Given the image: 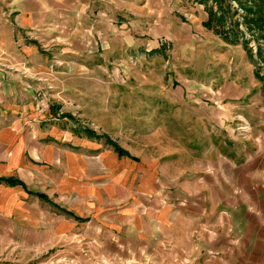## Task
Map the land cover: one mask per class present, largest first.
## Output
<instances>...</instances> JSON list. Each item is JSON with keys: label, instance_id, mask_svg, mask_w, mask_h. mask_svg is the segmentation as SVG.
<instances>
[{"label": "crops", "instance_id": "crops-1", "mask_svg": "<svg viewBox=\"0 0 264 264\" xmlns=\"http://www.w3.org/2000/svg\"><path fill=\"white\" fill-rule=\"evenodd\" d=\"M121 1L0 0V98L10 86L29 94L30 80L96 77L83 55L97 48L102 64L112 61L108 52L158 48L129 31L130 18L141 17V29L153 0ZM12 31L28 42L16 43ZM187 38L184 54L199 44ZM44 39L62 43L70 58L23 56ZM13 65L15 76L5 72ZM217 68L202 80L188 76L199 87L180 88L176 112L166 105L159 123L144 122L151 131L143 136L128 131L135 123L121 133L120 110L106 99L91 107L92 127L127 156L74 135L64 121L29 118L31 103L13 104L14 119L0 120V178L16 181L0 182V264H264V97L251 77Z\"/></svg>", "mask_w": 264, "mask_h": 264}, {"label": "rangeland", "instance_id": "rangeland-1", "mask_svg": "<svg viewBox=\"0 0 264 264\" xmlns=\"http://www.w3.org/2000/svg\"><path fill=\"white\" fill-rule=\"evenodd\" d=\"M139 1L140 0H137L133 3H135L136 6H140L143 1ZM150 2L153 5L152 14L148 17L146 16L147 19L142 20L141 29H139L140 27L138 24V21H141V17H138V20L128 19L129 23L132 25L129 31L130 36L136 37L141 43L151 44L155 43V40H157V44L159 43L158 48L149 51L139 50L138 48L139 51L136 50L133 52H123L121 50V57L113 56L108 52L105 56L109 59L112 58V61L106 64H102L101 62L97 63L98 56H104V51L97 48V52H87L83 55V57L88 58L92 62L84 66L88 69L85 70V72L89 74L92 73L96 77H89V79L86 80L75 79L72 81H56L57 85H54L53 82H45L44 80H40V84L30 80L31 82H27L28 85L24 86L25 90L29 92L27 95L24 94L25 91H23L22 94V92L19 93L10 86L9 93L12 95L0 98V120L14 119L9 116L11 114H16V112H11L9 110L13 104L15 107H18L19 104L31 103L33 112L27 115L29 118L34 116L35 118H39V120L41 119L42 122L46 124L50 122L54 126L57 123L56 121H64L66 123H64L62 127H64L65 124L72 125V133L74 135L93 139L95 141L101 140L103 144L111 147L105 142V139L109 141L112 140H110L105 133L95 131L92 127V120L97 114L91 110V107L97 106L95 104H98L100 100L104 101L106 99L107 105L114 104L116 109L120 110L116 112H119L121 116L122 127L123 125L127 126L128 123H135L133 125L134 129L131 128L128 129V131L131 133L134 132L135 136H143L151 131L148 130V125L146 126L144 122L157 121L159 123L163 116L166 115L164 108L166 105H172L173 111L176 112L180 88L185 86L188 90L191 87H199L200 84L193 82L188 76H195L199 80H202L208 77V75L213 72L214 68L218 69L217 66L221 69H224L225 66H231L233 72L237 73L236 77L245 74L251 77L256 82L257 88L264 97L262 82L254 77L253 65L247 59L246 52L242 48V45H229L218 38L210 29H206L202 26L206 20L204 6L215 8L210 0H206V2L203 0H168V2H166L168 7L165 1L153 0ZM228 2L230 7L236 11L233 19H236L240 23L242 10H240L233 1L228 0ZM120 3L121 5L124 4L123 0ZM197 5L200 7H197ZM191 8H197L199 10V14H196V11L193 10L195 19L189 16L190 13L188 10H191ZM161 10H164L166 15H163L162 12L164 13V11L161 12ZM107 22L111 23V26L113 25L118 28V30H126L129 25L124 24L126 23L125 20L121 23L114 22V19H112L111 22L110 20ZM11 23L12 18L10 17V29H12ZM238 28L243 30L240 25ZM13 33V39L16 40V43L17 41L20 43L22 38L21 35L15 34V31ZM189 35L192 37V42L199 43L196 44L199 49L192 47L193 50L189 49L190 52L184 54V52H182L184 50L182 44L184 45L186 43L185 41H189L187 38V36L190 38ZM248 36V33L245 32V38L248 39ZM27 38L28 35L23 34L22 40L24 39L28 42L29 39ZM214 41L217 43L213 44ZM248 47L254 52V44L252 41L248 43ZM32 48L34 49L25 51V54H23V56L27 57L29 60L39 56L42 59H49L51 61L55 59H62L61 61H64L67 54L68 58H70L69 53L66 52L68 50L59 42L50 45L47 43V40L44 39L41 41L40 45H35ZM77 49H79L78 52L80 53L81 46L79 47L77 45ZM16 50L17 48L14 49V52ZM71 55H76L75 57L80 56L74 53ZM119 58L121 61H119ZM15 69L16 67L13 65L9 70H5V72L15 76ZM96 78L98 80H96ZM59 83L60 85L66 84V87L60 90L61 86L58 85ZM242 83L245 82L242 81ZM106 89L108 92H111L107 98L99 97L97 93H95V91L100 92ZM5 91L7 92V88H5ZM162 91L165 92L162 93ZM14 92L16 93L15 96H13ZM61 92H68V94H60ZM201 101L211 102L206 96H203ZM125 105L138 106V108H134L131 112H124L126 108L123 106ZM151 105L154 108L150 107ZM88 106H90V108H88ZM64 110H69L70 112L67 113L64 112ZM155 110L160 111L156 112ZM171 112L172 109L170 108L167 115L171 116L174 114ZM119 114L116 113V115ZM55 127L60 126L56 125ZM122 127L121 133L126 129ZM87 131L94 133L98 138L95 139L93 136L88 135ZM0 182H4L2 178H0ZM55 264L64 263L63 261H56Z\"/></svg>", "mask_w": 264, "mask_h": 264}, {"label": "trees", "instance_id": "trees-1", "mask_svg": "<svg viewBox=\"0 0 264 264\" xmlns=\"http://www.w3.org/2000/svg\"><path fill=\"white\" fill-rule=\"evenodd\" d=\"M203 1L206 2V0ZM229 1H233L242 10L240 23L236 19H233L236 11L230 7L228 0H210L215 8L204 6L207 17L202 26L210 29L218 38L229 45H242L247 59L253 65L254 77L262 82V88L264 90V0ZM239 25L242 26L243 30L238 28ZM245 32L249 35L248 39L245 38ZM250 41L254 44V52L248 47ZM87 133L95 139L98 138L92 132L87 131ZM105 142L119 156L127 155L114 142L108 139H105ZM2 181L10 185L16 183L15 180L9 178L2 179Z\"/></svg>", "mask_w": 264, "mask_h": 264}]
</instances>
